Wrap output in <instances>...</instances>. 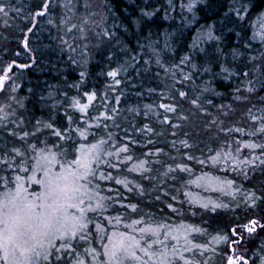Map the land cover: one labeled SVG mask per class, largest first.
Listing matches in <instances>:
<instances>
[{
    "label": "trees",
    "instance_id": "trees-1",
    "mask_svg": "<svg viewBox=\"0 0 264 264\" xmlns=\"http://www.w3.org/2000/svg\"><path fill=\"white\" fill-rule=\"evenodd\" d=\"M68 2L50 0L46 14L37 18L34 13L45 0H0V5L9 6L7 16L0 14V74L15 62L7 91H16L12 93L15 102L8 109H15V114L4 122L7 128L0 127V149L16 147L30 152L29 143H37L34 138L21 141L8 133L31 132L37 120L67 132L69 117L73 129L84 122L87 139L79 137L78 131L75 144L59 140L50 131L41 139L63 144L71 153L80 144L87 148L101 139L107 141L103 146L107 151H115L112 145L128 144L134 159L126 166L118 164L115 156L105 158L116 168L100 165V171L114 177L99 181L101 192L120 196V203L127 205L122 208L117 203L108 213L110 219L123 218L116 230L139 237L141 228L158 223L173 229L181 224L198 228L201 231L191 232L189 240L207 245L208 250L185 252V257L198 264H221L222 257L211 249L219 247L225 252L227 248L213 237L231 235L229 230L235 224L264 217V201L255 209L243 203L236 207L244 192H264V167L244 163L249 160L258 165L252 156L261 151L252 152L237 141L264 143V135L253 137L237 131L225 135L221 131H253L258 125L252 116H264V0H96L91 5L71 0V10L64 7ZM193 2L195 7L189 10ZM89 23L92 29L81 33ZM25 34L27 49L22 43ZM109 72L117 75L109 76ZM185 75L191 80H184ZM206 88L209 90L204 91ZM249 88L253 91L248 92ZM181 91L187 93L183 99ZM90 94H94L92 101L87 98ZM193 100L201 106L199 110ZM75 101L88 108L80 112ZM161 104L175 107V112ZM203 110L207 115L200 114ZM212 120L217 123L210 124ZM182 140L191 146L185 148ZM225 151L236 159L213 161L217 153ZM140 160L146 161L144 166L150 171L128 172ZM115 179L131 181L128 187L132 191L115 184ZM227 181L233 182L231 187ZM109 188L115 191L109 192ZM213 204L229 208L212 211ZM132 205L137 206L135 211ZM133 220L144 221L134 225V232L124 226ZM99 222L109 234L108 221L102 218ZM112 223L116 221L112 219ZM163 231L161 239H165ZM258 240L264 242L262 229L247 239L250 257L259 250ZM167 242L178 247L185 244L183 238L178 242L168 238Z\"/></svg>",
    "mask_w": 264,
    "mask_h": 264
},
{
    "label": "snow or ice",
    "instance_id": "snow-or-ice-1",
    "mask_svg": "<svg viewBox=\"0 0 264 264\" xmlns=\"http://www.w3.org/2000/svg\"><path fill=\"white\" fill-rule=\"evenodd\" d=\"M49 5L50 0H45L42 8L34 13V17L44 16ZM8 7L0 5V14L7 16ZM64 7L71 10V0ZM85 7L88 5L85 4ZM193 7H195V3H189L188 9L191 10ZM261 17V22L264 23V13H261ZM83 22L84 24L88 23L87 19H84ZM5 23L7 22L5 21ZM73 27L76 26L73 25ZM31 30V28L28 29V31ZM80 31L84 33L85 30L81 28ZM83 38L86 39L87 37L84 36ZM209 38H212L211 32H209ZM262 41H264V35H262ZM22 43L27 49L26 34ZM13 64L6 66L3 74H0V92L4 91L5 82L10 79L9 73ZM15 66L27 67L28 65ZM108 75L115 77L117 73L109 72ZM244 75L247 76L248 73L245 72ZM183 79L191 80V76L185 75ZM208 90L207 88L204 89V91ZM12 91H15V88ZM247 91L252 92L253 89L249 88ZM179 96L183 99L187 93L181 91ZM87 98L92 101L94 94L88 95ZM11 100L12 97H9V101ZM118 102L119 100H117ZM191 103L198 110L201 108L196 100L191 101ZM74 104L82 113L88 108L87 104H80L79 101H75ZM160 107L175 112V107L171 105L161 104ZM9 108H11V103L0 106V127L7 128V124L4 122L8 121L10 115L15 114V109L9 112ZM249 112L251 113V109ZM200 114L207 115V110H203ZM223 115H227V112ZM180 118L189 119L187 116ZM105 119H111V117L106 116ZM69 122L67 132L58 130L51 122L45 124L39 120L31 132L24 131L23 135L9 132V135L16 136L21 141H26L29 137L37 141V143H29V151L32 153L30 156H26L16 147L0 149V167L4 170V174L0 175V264H53V261L55 264H63L65 261L67 264H178V262L180 264H198V262L186 258L185 252L201 248L205 251L208 250L207 245L192 244V241L189 240L191 232L199 233L201 229H192L183 224L173 229L170 225L158 223L155 226L148 225L141 228L139 237L116 230L117 224L123 218L117 215L112 218L116 221V224H113L112 219L106 213H110L112 206L117 203L122 208L127 207V205L120 203V196L99 195L102 189L97 181L114 179L111 173L100 171L101 162L109 168H116L117 166L105 157L115 156L117 163L125 166L127 162L134 159L130 154L129 146L125 144L116 148L115 145H112L115 151H107L103 147L107 141L101 139L98 143L91 144L87 148L80 144L79 148L74 150L69 157L63 144L53 142L52 147L59 149V151H52L48 146L49 140L47 138L41 139L46 131H50L59 140L68 141L70 144L78 143L74 139L77 131L79 137L87 139L84 122H81L79 129L71 128V117H69ZM165 122H167V117H165ZM252 122L258 125L253 131L245 133L240 128L226 130L221 128V131L225 135L231 131L253 137L264 135V116L256 117L253 115ZM20 123L23 124L24 122L20 121ZM209 123L216 124L217 121L212 120ZM173 126L180 127V125ZM172 135H176V133H172ZM187 135L188 133H185V136ZM237 143H243V148L252 152L261 151V155L252 156V161H259L258 165L249 160H245V164H249L251 168L264 167V143L240 141ZM181 144L185 148L191 146L187 140H182ZM39 145H43V147H39ZM174 145L175 142H173ZM236 151L239 152L240 148L238 147ZM16 158H21L19 163H17ZM188 158L195 159L192 156ZM220 159L227 163L236 157L232 152L225 151L217 153L213 157L214 162ZM199 162L203 163V161ZM145 163V160H140L139 163L133 164L127 170L139 174L149 172L150 169L144 166ZM169 171L172 169L169 168ZM244 175L247 176V173ZM147 178L151 179V177ZM131 183L129 180L115 179V184L123 185L128 191H132V188L128 187ZM226 183L229 187L233 184L232 181ZM33 185L36 187L33 188ZM139 190L140 194L144 195L143 186H139ZM108 191L113 192L115 190L109 188ZM262 201H264V192L257 194L255 191H247L236 203V207L239 208L243 203L246 208L255 209L258 202ZM131 207L135 211L137 206L132 205ZM201 207L205 210L208 209V205H201ZM228 208L227 204H213L211 206L212 211ZM172 210L175 211V209ZM101 217L107 220L108 225L113 229L110 235L98 221V218ZM262 220L264 217L252 219L246 224L237 223L230 228L231 235L223 233L213 237L218 245L223 242L227 248L225 252H221L219 247L211 249L216 255L222 257V264H249L247 259L249 249L246 247L247 237L245 233L251 236L258 228L264 230ZM140 223H144V221L133 220L131 225L125 224L124 226L134 232L136 230L134 225ZM92 224H95V232L90 228ZM162 230H164L165 239H161ZM168 238L177 242L183 238L185 244L178 247L176 243L167 242ZM94 241L100 244L101 250L98 251L91 246ZM258 259L259 264H264V258ZM253 264L256 262L253 261Z\"/></svg>",
    "mask_w": 264,
    "mask_h": 264
},
{
    "label": "rangeland",
    "instance_id": "rangeland-1",
    "mask_svg": "<svg viewBox=\"0 0 264 264\" xmlns=\"http://www.w3.org/2000/svg\"><path fill=\"white\" fill-rule=\"evenodd\" d=\"M87 2L88 1V4H94L95 2H96V0H76V2H80V3H84V2ZM85 2V3H86ZM38 18V17H37ZM37 18H36V20H37ZM89 26H88V28L87 27H85L86 29H84L85 31H87L88 29L89 30H91L92 29V24L90 25V23L88 24ZM1 74H3V72L1 73ZM9 77H10V79H8L6 82H5V86H4V91H2V92H0V106H3L5 103H11V105L15 102L14 101V96H15V94H12V93H15L16 91H13V92H11V90H10V93H8V87H9V85L12 83V81H13V78H12V76H11V72L9 73ZM10 95V96H9ZM9 97H12V100L11 101H9ZM49 146V148H51L52 149V151H54V152H58L59 151V149H57V148H54V147H52V144H49L48 145ZM22 152H24L25 154H26V156H30V155H32V153L31 152H28L27 150L26 151H24V150H22ZM67 152H68V154H69V157L71 156V151H69V150H67ZM17 159V163H19L20 162V159L21 158H16ZM27 166V165H26ZM101 167V169H102V166H100ZM0 175H3V168L2 167H0ZM23 175V174H22ZM97 183H99V181H97ZM33 188H35L36 186L35 185H33L32 186ZM30 190H31V188H30ZM99 195H101V196H105L104 195V193H102L101 191H100V193H99ZM191 215L193 216V217H196V213L194 212V210H192L191 212ZM106 215H108V213H106ZM110 216V215H109ZM100 219H102V217L101 218H98V221L100 220ZM263 222H264V220H262ZM103 228H104V223L101 225ZM90 228L93 230V232H95V224H92V225H90ZM109 230H111L110 231V233L108 234V235H110L111 234V232L113 231V229H111L110 228V226H109ZM258 232H259V228L257 229V231L255 232V233H253L251 236H248V235H246V237H247V239L248 238H250V237H254V236H256V234H258ZM260 239V238H259ZM259 241V240H258ZM105 242H107L106 240H105ZM258 244H259V246H258V249L259 250H257L253 255H252V257H250V255H249V252H250V245L249 244H246V247L249 249V251L247 252V255H248V257H247V259L250 261V263L252 262V260L253 261H255L256 262V264H259V259L258 258H264V242L263 241H259V242H257ZM92 247H95L98 251L99 250H101L100 249V244L98 243V242H95L94 241V243L91 245ZM81 251H82V249H81ZM91 258L89 257V260H90ZM53 264H55V261H53ZM63 264H67V262L65 261V262H63ZM221 264H222V262H221ZM252 264V263H251Z\"/></svg>",
    "mask_w": 264,
    "mask_h": 264
},
{
    "label": "flooded vegetation",
    "instance_id": "flooded-vegetation-1",
    "mask_svg": "<svg viewBox=\"0 0 264 264\" xmlns=\"http://www.w3.org/2000/svg\"><path fill=\"white\" fill-rule=\"evenodd\" d=\"M245 235H248L247 233H245Z\"/></svg>",
    "mask_w": 264,
    "mask_h": 264
}]
</instances>
